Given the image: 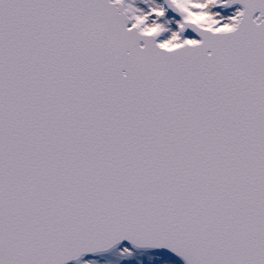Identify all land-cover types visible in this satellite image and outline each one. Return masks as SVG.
<instances>
[{"label":"snow or ice","instance_id":"6c2138e0","mask_svg":"<svg viewBox=\"0 0 264 264\" xmlns=\"http://www.w3.org/2000/svg\"><path fill=\"white\" fill-rule=\"evenodd\" d=\"M163 249L264 264V0H0V264Z\"/></svg>","mask_w":264,"mask_h":264},{"label":"rangeland","instance_id":"374dc122","mask_svg":"<svg viewBox=\"0 0 264 264\" xmlns=\"http://www.w3.org/2000/svg\"><path fill=\"white\" fill-rule=\"evenodd\" d=\"M235 8H238V7H235ZM169 256H171L170 254H168ZM173 257V256H171ZM89 258V257H88ZM86 258V259H88ZM96 258L100 261H104V260H107V259H111V260H118L119 259V256H118V253H115V254H112L111 253H108V254H102V255H98L96 256ZM176 261H177V264H186V262L182 261L181 259H178L176 257H173ZM86 259H83L77 263H74V264H83V261L86 260Z\"/></svg>","mask_w":264,"mask_h":264},{"label":"water","instance_id":"95a60500","mask_svg":"<svg viewBox=\"0 0 264 264\" xmlns=\"http://www.w3.org/2000/svg\"><path fill=\"white\" fill-rule=\"evenodd\" d=\"M168 250V249H167ZM170 251V250H169ZM74 260H77V259H73V260H69L68 263H70L71 261H74Z\"/></svg>","mask_w":264,"mask_h":264},{"label":"bare ground","instance_id":"6f19581e","mask_svg":"<svg viewBox=\"0 0 264 264\" xmlns=\"http://www.w3.org/2000/svg\"><path fill=\"white\" fill-rule=\"evenodd\" d=\"M115 253H117V252H116L115 250H113V251H112V254H115Z\"/></svg>","mask_w":264,"mask_h":264}]
</instances>
